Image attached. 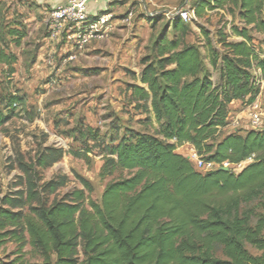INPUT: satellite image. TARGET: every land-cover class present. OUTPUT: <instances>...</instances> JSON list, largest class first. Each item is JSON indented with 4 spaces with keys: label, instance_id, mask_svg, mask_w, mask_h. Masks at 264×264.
Listing matches in <instances>:
<instances>
[{
    "label": "trees",
    "instance_id": "1",
    "mask_svg": "<svg viewBox=\"0 0 264 264\" xmlns=\"http://www.w3.org/2000/svg\"><path fill=\"white\" fill-rule=\"evenodd\" d=\"M190 9L198 18L207 11L229 15L231 33L201 28L203 54L202 46L187 43L188 26L178 19L174 38L155 42L127 90L146 122L156 123L154 133L108 138L81 123L71 132L77 148L40 147L30 160L19 158L15 190L0 200V247L14 243L22 251L30 244L42 264H264V217L252 226V212L241 213L242 205L264 199V130L224 133L230 105L251 106L260 94L264 0H198ZM7 36L19 44L26 34L16 26ZM0 44L3 127L26 96L12 86L18 58L6 51L1 33ZM184 145L221 167L197 172L177 153ZM68 155L85 161L101 155L102 178L118 171L129 176L109 182L97 202L92 184L75 174L80 187L61 196L71 178L59 173L45 181L43 172ZM248 160L238 174L222 169Z\"/></svg>",
    "mask_w": 264,
    "mask_h": 264
},
{
    "label": "rangeland",
    "instance_id": "2",
    "mask_svg": "<svg viewBox=\"0 0 264 264\" xmlns=\"http://www.w3.org/2000/svg\"><path fill=\"white\" fill-rule=\"evenodd\" d=\"M197 1L182 0L180 6L188 3L186 7L192 15L191 21L185 23L189 29L187 42L202 46L201 51L206 54L201 28L213 35L221 29L230 34L229 23L232 18L220 11H207L202 18H198L187 6ZM34 10L35 7L27 2L0 0V33L5 40L6 51L18 58L12 86L20 90L21 96H26V103L19 109L18 115L0 127V200L10 190H15L16 178L21 175L17 168L19 158L30 160L40 147L54 146L65 150L70 146L77 148L78 144L73 143L71 132L81 123L98 128L108 138L122 137L131 131L154 133L156 123L146 122L145 115L135 109L127 90L134 84L133 77L141 74L144 68L142 61L153 53L155 42L162 36L169 40L174 38L176 33L173 24L179 19L177 10L157 12L158 9L153 8L147 12L142 2L137 1L115 17L109 38L97 43V51L90 55L83 52L75 60L67 61L66 52L70 47L65 40H61L55 51L50 53L52 47L47 46L45 41L50 37L45 23L37 26L36 21L29 16ZM38 16L35 20H40ZM16 26L25 30L26 34L19 44L7 36L8 28ZM230 41L239 39L231 38ZM3 69L5 67L0 66L1 78ZM213 77L218 81L219 72H213ZM258 86L260 94L253 105L241 103L237 109H232L230 128L224 131L225 134L264 130V80L260 81V77ZM252 114L258 116V126L251 124ZM177 153L187 158L192 165L197 160L194 155L202 160L206 167L195 168L202 174L221 167L207 163L186 145L179 147ZM251 162L248 160L239 165L225 163L223 167L238 174ZM103 165L101 155H91L89 161L68 155L45 170L43 179L48 181L55 174H67L73 182L61 190L60 195L63 196L73 187H80L75 180V174H78L92 184L94 192L91 197L100 202L109 182L129 176L127 171H118L112 177L102 178ZM263 200L260 198L241 207V213L252 212V226L260 217H264L261 207ZM246 248L251 255H261L250 245H246ZM218 256L221 257V254ZM42 263L43 260L30 244L22 251L14 243L0 247V264Z\"/></svg>",
    "mask_w": 264,
    "mask_h": 264
},
{
    "label": "built area",
    "instance_id": "3",
    "mask_svg": "<svg viewBox=\"0 0 264 264\" xmlns=\"http://www.w3.org/2000/svg\"><path fill=\"white\" fill-rule=\"evenodd\" d=\"M90 0H70L50 12L48 31L50 37L58 41L65 40L70 49L66 52V60L72 61L83 53L89 46L106 40L113 30L115 17L112 13L104 12L97 16L88 14L87 5ZM178 18L187 23L192 15L187 9L177 13ZM259 118L252 114L251 124L259 125ZM196 163L194 168L206 167L205 163L194 155Z\"/></svg>",
    "mask_w": 264,
    "mask_h": 264
},
{
    "label": "crops",
    "instance_id": "4",
    "mask_svg": "<svg viewBox=\"0 0 264 264\" xmlns=\"http://www.w3.org/2000/svg\"><path fill=\"white\" fill-rule=\"evenodd\" d=\"M17 1L22 2V3L27 2L28 5H32L35 7V10L32 13H30L29 16H32L34 21H36L37 26H41L42 23H45V26L47 28V34L50 35V32L48 31L50 12L53 11L54 9L62 6V5L67 4L70 0H17ZM137 1L142 2V4L145 6L147 12H149V10L153 9V8L158 9L157 12H163L164 10L165 11H167V10L179 11L181 9H187L186 4H188V3H186V4H183V6H180V3L182 2V0H90L88 5H87V10H88V14L90 16H97V15L102 14L104 12H109V13H112L114 17H116V16H119V14L121 12L128 9L131 5H134ZM187 6L190 9V5H187ZM184 7H186V8H184ZM41 15H43L44 17L42 18ZM36 16L40 17V20H38V19L35 20ZM115 21H116V19L114 20V22ZM114 22H113V26H114ZM236 23H238V21H236ZM45 41L47 43V46L49 45L52 47V51H50V53H53V51H55L56 46L58 45L59 41L56 40L55 38H51V37L45 39ZM98 43H100V42H98ZM191 44H194V43H191ZM98 49H99V45L97 43H95V44L89 46L84 51V53H87V55H90V54L94 53L95 51H97ZM241 103H242L241 101H234L230 105L231 111L233 108L237 109ZM232 114L233 113H230L229 123H230ZM229 125L227 128H230ZM186 146H189L190 149L195 151L194 147H192L191 145H186Z\"/></svg>",
    "mask_w": 264,
    "mask_h": 264
},
{
    "label": "water",
    "instance_id": "5",
    "mask_svg": "<svg viewBox=\"0 0 264 264\" xmlns=\"http://www.w3.org/2000/svg\"><path fill=\"white\" fill-rule=\"evenodd\" d=\"M222 169L225 170V171H228L229 170L227 167H223Z\"/></svg>",
    "mask_w": 264,
    "mask_h": 264
}]
</instances>
